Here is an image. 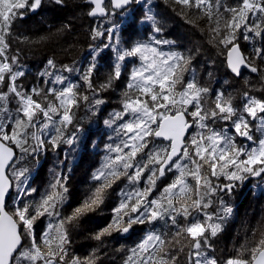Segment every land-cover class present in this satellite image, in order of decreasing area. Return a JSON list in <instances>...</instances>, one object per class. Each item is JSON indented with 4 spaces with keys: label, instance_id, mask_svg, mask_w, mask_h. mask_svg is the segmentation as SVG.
Wrapping results in <instances>:
<instances>
[{
    "label": "snow or ice",
    "instance_id": "1",
    "mask_svg": "<svg viewBox=\"0 0 264 264\" xmlns=\"http://www.w3.org/2000/svg\"><path fill=\"white\" fill-rule=\"evenodd\" d=\"M41 2L42 0H0V84H4L7 77V91L0 90V264H95L92 259L81 261L75 256L65 259L66 245L70 241L64 228L66 222L64 219L59 221L54 234L52 231L42 233V246L36 243L35 221L46 215L59 216L57 206L63 204L67 188L58 174L50 184V193L43 195L38 203H24V197L30 196L36 190L25 187L29 170L15 166L17 161L13 146L20 148L22 153L27 152L28 149L24 145L29 138L35 141L31 154L46 151L42 135L29 133V129L39 123L37 117L43 118L39 132L43 133L50 126L55 128L56 135L48 141V146L53 150L59 148L61 142L74 144L77 140L76 133L64 139L63 130L72 124V109L78 107L81 101L87 102L89 99L87 95L80 93L78 83L65 84L67 77L59 74L55 75L52 81H43L46 88L33 87L23 90L16 84L24 72L14 71L18 56H13L12 62H8L9 58L6 55L8 45L5 37L10 34L12 23L17 16H22L21 10L34 11ZM56 2L60 3L62 0ZM91 2L94 7L89 12L90 16L109 17L113 14L104 7V0ZM109 2L114 11L124 9L133 0ZM174 2L184 9L199 11L208 18L214 36L218 38L220 44L228 48L227 62L231 71L239 75L241 66L247 65L243 54L239 52V45L234 43L236 39L234 30L239 29L242 22L247 27L249 14H264V0H241L239 6L225 9L230 18L223 20V29L220 27L222 21L219 0ZM213 16L216 17L215 20ZM141 22H150L156 33L162 30L160 22L151 14L150 9L144 13ZM115 27L112 25L110 28L94 29L92 32L93 39L103 37L109 41L103 43L104 49L116 46L117 62L105 83L100 85V91L107 90L112 86L114 79L121 77L120 62L128 58H137L139 66L131 69L130 82L123 94L122 109L112 112L110 119L104 121L106 125H116L113 130L123 139L120 144L106 146L108 152L115 155L106 156L104 167L94 177L100 181V186L85 200V210L91 209L93 204L103 203V192L111 188L113 180L127 176L135 184L141 179L144 171H150L151 175L145 189L124 195L114 210L116 218L96 236V239L110 235L112 230L128 233L136 224L170 222L177 227L176 236L183 233L190 239L187 264H218L214 257L207 254L210 245L206 233L214 237L222 231L224 221L232 212L222 197L229 195L236 183L248 178H264V139H260L259 143L251 148L238 147L234 136L229 135L226 128L217 130L211 127L209 122L214 125L218 119L224 122L231 121L235 134L251 141L252 136L249 134L245 114L252 120L259 118L264 122V100L248 97L243 109L244 114L238 115L237 110L233 108L231 95L225 96L223 92H218L214 105L206 109L202 99L209 93V89L198 86L194 76L186 83L183 81V74L187 70L191 56L186 58L179 52L161 51L159 45L170 42L154 38L151 41H136L130 47L122 48L119 46ZM229 45L231 47H228ZM255 54L264 57V49L256 50ZM47 65L50 68L55 67L51 59L47 61ZM96 67V58L93 56L82 73L87 88L94 93L91 105L93 108H98L104 103L102 99L95 98L99 93L91 82ZM63 71L71 73L76 69L64 66ZM251 71L256 72L257 69L251 67ZM40 75L52 76V73L45 71ZM177 84L183 85L178 93L175 90ZM56 85L64 86L58 88ZM10 95L18 102L15 115H11L8 108ZM34 96L38 99H34ZM189 108L192 109L190 112ZM125 117L129 119L125 120ZM189 120L192 123H189ZM192 127L198 131L189 135L188 129ZM186 135L189 136L187 141ZM148 137L164 138L170 144L167 148L155 149L147 154L145 164H137L136 157L147 147ZM149 165H152L151 169ZM10 167L13 179H9L7 172ZM129 169L133 171L131 176H128ZM173 169L177 175L164 187L161 199L146 201L154 189L156 182L154 178L163 177L166 170ZM221 178L222 183L212 182L213 179L220 181ZM189 179L193 183H189ZM13 192L18 203L13 204L12 211H7L6 207ZM213 196L216 197L219 208L209 213L207 209L213 206ZM193 212L196 215H193ZM81 214L82 209L76 208L73 216L67 218V222L70 223ZM177 216L185 220L188 217L192 219L186 226L180 227L177 224ZM198 216H203V221L198 219ZM124 217H127V220L122 226L121 221ZM48 227L51 229L52 225L49 224ZM165 235L151 232L146 236L138 246L148 253L141 264H167L165 259L154 260L153 254L149 251V245L163 247ZM244 250L248 252L247 259L243 253H238L235 257L227 259L224 264H264V239H261L255 248Z\"/></svg>",
    "mask_w": 264,
    "mask_h": 264
},
{
    "label": "trees",
    "instance_id": "2",
    "mask_svg": "<svg viewBox=\"0 0 264 264\" xmlns=\"http://www.w3.org/2000/svg\"><path fill=\"white\" fill-rule=\"evenodd\" d=\"M219 4L222 21L220 27L223 29V20L230 18L225 9L239 6L241 0H219ZM106 7L113 13L111 16L91 19L89 17L91 7L86 0H62L60 3H57L56 0H42L41 5L34 11L21 10L22 16H17L12 23L10 34L5 37L8 45L6 52L9 58L8 62H12L13 56H18V63L14 65V71L22 70L24 72V75L16 81V84L23 90H29L33 87L46 88L47 86L43 81H52L55 75L59 74L67 77L65 84L68 82L78 83L80 93L89 97L87 102L81 101L78 107L72 109V124L63 130L64 139H67L70 134L76 133L77 140L74 144L68 145L61 142L59 148L53 150L48 146V141L56 135L55 128L50 126L43 133L39 132L38 129L43 123V118L37 117L39 123L30 128L29 133L35 132L42 135L45 139L46 151H38L35 155L31 154L35 145V141L31 138L24 145L28 149L27 152L22 153L20 148L14 146L18 153L16 168L22 167L29 170L25 187L36 190L30 196L24 197V203H38L43 195L50 193V184L57 178L58 174L64 187L67 188V192L64 193L63 204L57 206V211L63 209V215L61 217L46 215L35 221L36 243L41 246L42 233L52 231L54 234L59 221L61 219L66 221L68 217L67 202L71 199V188H74V201L85 202L91 197L96 188L100 186V181L94 177L104 167L106 156L115 155L109 153L106 146L120 144L123 139L113 130L116 125L109 126L104 121L110 119L112 112L122 109L123 94L127 91L126 85L130 82L131 69L138 67L139 61L137 58H130L129 60L133 62L131 66L127 65V59L120 62L122 65L121 77L114 79L110 88L100 91V85L105 83L113 71V65L117 62L116 46L108 49L109 52H104L103 43H109V41L103 37L93 39L92 32L94 29L102 30L115 25V31L119 37V46L122 48L130 47L136 41H151L154 38L162 42H170L159 45V49L162 51L179 52L184 54L186 58L191 56V61L183 74V81L186 83L194 76L198 86L209 89V93L202 99L206 109L214 105L218 92H223L225 96L231 95L233 108L237 110L238 115L244 114L243 109L247 96L264 100V57L255 54L256 50L264 49V14H249L247 27L242 22L241 27L234 30L236 36L234 43H240L248 61L259 69L257 76L246 73V75L243 74L241 77L235 78L226 73L225 61L228 48L219 43L218 38L212 33V26H210L208 18L203 16L201 12L184 9L174 0H145L144 2L135 0L130 8L122 12L113 11L109 1L106 3ZM149 9L151 14L160 22L162 30L159 33L153 31L150 22H141L144 13ZM215 19L216 17L213 16V20ZM257 32L260 34L257 35ZM93 56L96 58L97 67L92 74L91 82L93 88L99 93L95 98L104 101L98 108L91 106L94 93L87 88L82 79V73L92 61ZM49 59L54 61V68L48 67L47 61ZM125 63L126 65L123 66ZM64 66L72 67L76 71L71 73L63 71ZM217 66L225 68L222 75L219 74ZM45 71L52 73V76L41 77L40 74ZM6 85L7 77L5 83L0 84V90L7 91ZM63 86L56 85L58 88ZM182 87V84H177L176 92L181 91ZM33 98L38 99L35 96ZM17 103L10 95L8 108L11 115H15ZM191 110V108L188 109L189 112ZM54 119L56 118L54 117ZM124 119L128 120L129 117ZM235 119L234 116L233 120ZM245 119L248 120V126L252 124L251 119L246 114ZM209 124L217 130L226 128L228 134L234 136L236 145H240L241 141L237 140V134L234 132L231 121L224 122L218 119L214 125L211 122ZM101 128L104 130V139L101 138V134L99 135ZM146 139L148 141L147 147L137 155L135 161L137 164H145L147 154L155 150V144L160 142L156 140V137H151L150 140ZM160 146L165 148L166 144L160 142ZM81 149L83 159H86L88 155L89 160L78 163L76 160L70 159L72 154L77 157ZM43 157L46 158L44 167L39 168L37 166ZM99 159L101 164L97 163ZM56 164H59L58 168ZM83 164L89 166L88 171L86 167H81ZM148 167L151 169L152 165ZM11 171L10 168V173ZM37 172L39 175H43V185L39 181L37 182ZM132 174V169H129L128 176ZM150 175V171H144L141 179L135 184L127 176H121L119 179L113 180L111 188L104 190L102 198L105 202V226L116 218L114 210L119 206L124 195L145 189L148 186ZM176 175L174 173L173 179ZM166 179L165 182H162L159 177L158 180H155L154 189L147 196L146 201L161 199L164 187L173 180ZM263 181L264 178L245 179L243 182L236 183L237 190H232L229 195L222 197L229 207H233L232 213L224 221L222 231H219L216 236L213 237L210 233H206L210 245L207 253L210 257H214L218 264H224L227 259L235 257L238 253H243L244 258L247 259L248 252L244 248H255L257 243L264 239V188L260 190L262 192H259V189H254L256 182ZM212 182L214 184L223 182V178L220 181L213 179ZM189 183L193 182L189 179ZM241 187L242 189H239ZM57 190L59 191V188ZM212 199L214 203L211 208L207 209L209 213H213L219 208L216 197L213 196ZM15 201L16 196L14 195L7 204L8 211H12ZM161 202L165 201L161 200ZM80 206L82 205H76L75 208H81ZM193 215L196 213L193 212ZM41 218L42 221L39 222L38 220ZM197 218L201 221L204 219L203 216ZM191 219L192 217L185 220L177 216V224L184 227ZM126 220L127 217H124L121 221L122 226ZM49 224L52 225L51 229L48 227ZM143 227L136 247H133L131 242L123 237L117 239L111 231V234L105 237L103 256L97 254L73 256L79 257L81 261L92 259L95 264H141L148 253L138 246L144 241L147 234L157 232L166 235L164 236L165 244L163 247L149 245V251L153 254L154 260L165 259L167 264H187L190 239L183 233L176 236V226L170 222L157 221L154 224H144ZM64 228L66 230V222ZM67 238L70 241L68 233ZM75 242L76 244L70 241L66 245L67 254L69 247L88 248L84 241ZM242 246L244 247L242 248ZM97 249L98 245L96 244L95 250L97 251ZM71 257V255H67L65 259L68 260Z\"/></svg>",
    "mask_w": 264,
    "mask_h": 264
},
{
    "label": "flooded vegetation",
    "instance_id": "3",
    "mask_svg": "<svg viewBox=\"0 0 264 264\" xmlns=\"http://www.w3.org/2000/svg\"><path fill=\"white\" fill-rule=\"evenodd\" d=\"M247 61H248V59H247ZM250 64H252V63H250ZM226 66H227V64H226ZM246 73L251 74L248 71H244L238 77L233 76L231 73H229V74H231L235 78H239L243 74L246 75ZM251 75L257 76L254 74H251ZM100 134H101V138L104 139V130L102 128L99 132V135ZM167 144L169 146L170 143H167ZM168 146L166 145V148ZM70 159H74L78 163H81L83 160H89L88 155H87L86 159H83L82 149H81L80 153L77 155V157H75V154H72L70 156ZM97 163L101 164L100 159L98 160ZM81 167H86L87 171L89 170L88 165L83 164ZM160 178H162V177H159V179ZM154 179L158 180V178H154ZM166 180L167 179L165 178L162 180V182H165ZM72 181L74 182V180H72ZM220 183H222V182H220ZM237 189H238V187L235 184V186L233 187L232 190H237ZM239 189H242V187ZM73 191H74V188H71V193H70L71 199L67 202L68 217L73 216L74 210L76 209L75 208L76 205H82V206H80L82 209V214L77 216L70 223H68L67 219H66V231L68 233V237H69L71 242L76 244L75 241H84L86 246L88 245V248L82 249L80 247L74 248V246L69 247V252L67 255L68 256L71 255L72 257H73V255L86 256L87 254H97L99 256H103L104 251H105L104 241H105L106 235L101 236V238L99 240L96 239V236L106 227L105 226V223H106L105 202L103 200V203L98 204V205L93 204L91 209L85 210L84 202L73 200V196H74ZM143 229H144L143 225L136 224V225H133V228L128 233H121V232H118L115 230H112V233L116 236L117 239H120L121 237H123L125 240L130 241L133 247H136L137 246V240L139 239V235L143 231ZM96 244L98 245L97 251L95 250Z\"/></svg>",
    "mask_w": 264,
    "mask_h": 264
},
{
    "label": "rangeland",
    "instance_id": "4",
    "mask_svg": "<svg viewBox=\"0 0 264 264\" xmlns=\"http://www.w3.org/2000/svg\"><path fill=\"white\" fill-rule=\"evenodd\" d=\"M145 0H140V2H144ZM148 8V7H147ZM162 51V50H161ZM104 52H109L108 49H104ZM164 52H169L168 50H165ZM130 58L127 59V65L131 66L132 65V61L129 60ZM226 64V62H225ZM126 63L123 65L125 66ZM217 70L219 71V74L222 75L224 73V67L223 66H217L216 67ZM226 69H227V66H226ZM226 73H229L228 72V69L226 71ZM248 97H252V96H247L246 99H245V104L247 103V98ZM252 98H255V97H252ZM256 99V98H255ZM252 124L248 126V129H249V134L252 136V140H248L246 139L245 137H241L239 135H237V140H240L241 143L238 147H246V148H251V147H254L256 144L259 143V140L260 139H264V122H262L261 119H255V120H252ZM198 131V129H194L192 133ZM191 133V134H192ZM41 135V134H39ZM148 139L150 140L151 137H148ZM168 146L167 143H164ZM161 146H160V142H158L157 144H155V149H160ZM166 148V146H165ZM45 160L46 158L43 157L42 160L39 162L38 166L39 168H43L44 167V164H45ZM56 167L58 168L59 167V164H56ZM174 173L177 174V172L173 169L172 171H168L164 177L161 178V180L165 179V178H168V179H173V176H174ZM9 174L11 176V173H10V170H9ZM43 175H39V173L37 172L36 173V179H37V182L39 181L42 185L44 184V180H43ZM12 179V177H11ZM77 179H78V176H77ZM264 188V181L263 182H256V186L254 189H259V192H262L260 190H262ZM15 195V192H13V195ZM15 203H18V201L16 200ZM59 212V216L61 217L63 215V209L61 208L60 210H58ZM39 222L42 221V218L38 220ZM148 235V234H147ZM208 254V253H207ZM209 255V254H208Z\"/></svg>",
    "mask_w": 264,
    "mask_h": 264
},
{
    "label": "water",
    "instance_id": "5",
    "mask_svg": "<svg viewBox=\"0 0 264 264\" xmlns=\"http://www.w3.org/2000/svg\"><path fill=\"white\" fill-rule=\"evenodd\" d=\"M108 1H109V0H104V7H105L106 9H108V8L106 7V3H107ZM86 2H87V3L90 5V7H91L90 10H89V12H90L91 9L94 7V4L91 2V0H86ZM134 2H135V1L133 0V2L130 3L129 5H127L124 9H122V10H116V11H119V12L124 11V10L130 8V7L134 4ZM111 7H112V6H111ZM108 11H109V9H108ZM89 17H90L91 19H102V18H106V17L99 16V15H97V16H95V17L89 15ZM235 44H238V45H239V52L243 54V57H244V59H245V61H246V65H247V66H245V65H242V66H241V68H240V72H239V75H236L235 73H233V72L231 71L229 65H228V62H227V55H228V50H227V53H226V64H227V68H228L229 73H231V74H232L233 76H235V77L240 76L244 71H248V72H250L251 74L257 75V74L259 73V69H258V67L255 66V65L250 64V63L247 61V59H246V57H245V55H244V52H243V50H242V48H241L240 43L236 42ZM230 47H231V46H230ZM234 55H235V54H234ZM251 67H255V68L257 69V71H256V72L251 71ZM189 123H192V121L189 120ZM193 129H194V127L188 129V134H189V135L192 133ZM188 137H189L188 135L185 136V141H187ZM156 139H158L159 141H163V142H166V143H170L167 139H164V138H157V137H156ZM10 146H13V145H10ZM13 149H14V152H15V160H16L17 157H18V153H17V150H16V148H15L14 146H13ZM10 168H11V167H10ZM10 168H9V169H10ZM9 169L7 170L8 174H9ZM166 172H167V170H166ZM9 179H11L10 176H9ZM6 210H7V207H6ZM7 211H8V210H7Z\"/></svg>",
    "mask_w": 264,
    "mask_h": 264
}]
</instances>
